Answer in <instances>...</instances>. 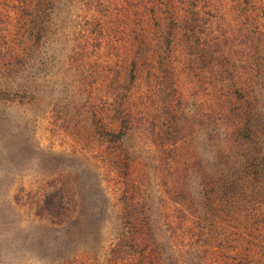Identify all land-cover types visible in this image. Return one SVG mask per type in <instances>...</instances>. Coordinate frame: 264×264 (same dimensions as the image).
<instances>
[{"label":"rangeland","instance_id":"rangeland-1","mask_svg":"<svg viewBox=\"0 0 264 264\" xmlns=\"http://www.w3.org/2000/svg\"><path fill=\"white\" fill-rule=\"evenodd\" d=\"M251 138L264 0H0V264H264Z\"/></svg>","mask_w":264,"mask_h":264},{"label":"trees","instance_id":"trees-1","mask_svg":"<svg viewBox=\"0 0 264 264\" xmlns=\"http://www.w3.org/2000/svg\"><path fill=\"white\" fill-rule=\"evenodd\" d=\"M132 73L130 74V77H135L134 72L131 71ZM132 79V78H131ZM249 121H247L246 123H248ZM121 127L117 130V131H110V130H104L103 133L108 137V139L111 140H116L121 138L125 133H126V127H128L129 125V119L126 116H122L121 120ZM253 129H252V126ZM250 124H246L243 128L244 130L241 131L242 134H244V137L250 135L251 133L254 132V134L256 135L257 130L259 129L260 131H263V125H260L259 127H257V123L253 121V123ZM257 137V136H256ZM253 140L252 142V146L249 147V149L254 153L253 155H251V159H253L252 161L254 162V160L256 161L255 163L260 162L259 160L264 159V139L263 138H257L255 140V138H251ZM261 153V154H260ZM259 157V158H258ZM219 179H221L220 183L218 184L222 189V193H224L225 195H230V191L231 190H236V185H239V179L237 177L234 176V172L233 173H225L222 177H219L215 182H217ZM132 204H130V202L128 203L127 201L125 202V206L123 209V215L124 217L129 221V223L132 225V227H134V225L132 224V222H130L131 219V215H132V211L131 208ZM133 235V232L131 233V236ZM124 244H118V246L115 248V253L119 252L122 249H126V248H122Z\"/></svg>","mask_w":264,"mask_h":264}]
</instances>
